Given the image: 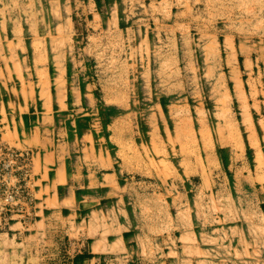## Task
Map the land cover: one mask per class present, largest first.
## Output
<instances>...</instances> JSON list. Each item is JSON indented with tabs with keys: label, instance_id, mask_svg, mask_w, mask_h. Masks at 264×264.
Listing matches in <instances>:
<instances>
[{
	"label": "rangeland",
	"instance_id": "obj_1",
	"mask_svg": "<svg viewBox=\"0 0 264 264\" xmlns=\"http://www.w3.org/2000/svg\"><path fill=\"white\" fill-rule=\"evenodd\" d=\"M0 264H264V0H0Z\"/></svg>",
	"mask_w": 264,
	"mask_h": 264
},
{
	"label": "bare ground",
	"instance_id": "obj_2",
	"mask_svg": "<svg viewBox=\"0 0 264 264\" xmlns=\"http://www.w3.org/2000/svg\"><path fill=\"white\" fill-rule=\"evenodd\" d=\"M8 141V140H7ZM4 153V152H3ZM32 153V152H31ZM32 159V158H31ZM30 168V167H29ZM31 170V169H30ZM13 184V183H12ZM9 191V190H8ZM10 194V193H9ZM15 199V198H14ZM16 200V199H15ZM11 201V200H10ZM16 202V201H15ZM35 211V210H34ZM74 224H72V226H73Z\"/></svg>",
	"mask_w": 264,
	"mask_h": 264
},
{
	"label": "built area",
	"instance_id": "obj_3",
	"mask_svg": "<svg viewBox=\"0 0 264 264\" xmlns=\"http://www.w3.org/2000/svg\"><path fill=\"white\" fill-rule=\"evenodd\" d=\"M13 155H15L16 157H18V153L16 152L15 154H13ZM20 155V154H19Z\"/></svg>",
	"mask_w": 264,
	"mask_h": 264
}]
</instances>
